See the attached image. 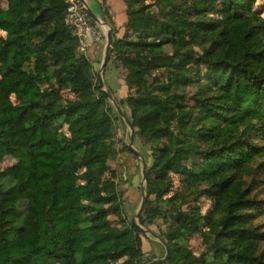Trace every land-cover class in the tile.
I'll list each match as a JSON object with an SVG mask.
<instances>
[{
    "label": "trees",
    "instance_id": "1",
    "mask_svg": "<svg viewBox=\"0 0 264 264\" xmlns=\"http://www.w3.org/2000/svg\"><path fill=\"white\" fill-rule=\"evenodd\" d=\"M67 1L7 0L6 10H0L5 33L0 37V164L15 162L0 169V264H141L139 231L131 224L113 229L108 220L110 210L119 216L105 144L110 110L89 61L78 52V39L64 24ZM122 1L127 22L121 39H114L107 11L103 18L113 27L110 55L120 58L135 95L124 101L132 126L155 147L145 206L151 197L161 201L171 186L169 174L175 173L188 183L206 184L201 194L219 208L215 218L203 217L198 207L173 214L163 241L170 250L167 263L264 264L254 256L255 237L240 215L251 201L234 182L252 162L254 149L233 148L240 126L264 136V19L253 10L258 0ZM190 66L197 72L205 68L204 96L194 109L205 110L203 120L213 130L222 129L216 140L203 129H190L192 139L218 146L202 153L196 143L177 142L170 130L174 111L184 108L169 88L185 84ZM155 70L169 74L167 83L154 81L156 93L145 80ZM191 153L200 155V162L185 166ZM77 177L86 186L81 194L70 183ZM201 223L207 229L204 242L217 246L211 263L178 244Z\"/></svg>",
    "mask_w": 264,
    "mask_h": 264
},
{
    "label": "rangeland",
    "instance_id": "2",
    "mask_svg": "<svg viewBox=\"0 0 264 264\" xmlns=\"http://www.w3.org/2000/svg\"><path fill=\"white\" fill-rule=\"evenodd\" d=\"M190 3L191 2L188 1L187 4H185V8L188 7ZM6 8L7 0H0V10H6ZM253 10L259 12L264 19V5L260 0L253 6ZM101 20L105 24V27L100 28L105 34L108 27H110L113 32V27L107 19L101 17ZM116 34L117 32L115 30L114 39H118ZM0 37H5L3 31H0ZM122 37L123 35L121 38ZM105 47L106 35L101 43V54L96 57V60H90V58L86 57L85 51L81 52L78 50V52L83 54L89 61L91 65L90 74L94 84L99 87V80L101 79L103 82V90L111 97V99L106 98L107 107H109L110 110L109 117L111 121L109 128L110 132L105 140V144L109 148L107 166L110 168L114 178L116 208L119 212V216L115 215L113 210H110L108 220L113 229L119 230L131 224V221L136 217L144 196H146V200L148 199V179L146 178V180H143L142 163L129 149L131 145V130L126 120L132 125L131 108L127 103H124V101L130 97H135V95L129 90L126 84L128 72L126 68L122 66V62L118 55H110V52L107 64L104 69H102ZM167 51H169V49H167ZM195 51L201 52V49L196 48ZM196 68V66L186 68L185 84L183 86L179 85L169 88V93L175 95L174 97L181 101L184 108L181 112L178 110L174 111L170 119V130L177 137V142L180 143V141H182L186 144L196 143L197 153H202L217 149L218 146L212 141L204 143L200 139H192L191 136H188L190 129H203L207 133H211L215 140L221 135L222 129L218 127L213 130L212 124L203 120L205 110L200 108L194 109V107H196L197 98L204 96V90H201L200 87L205 85L202 79L205 68L201 67V72H197ZM167 79H169V74L165 70L151 71L145 78L147 84L153 82L151 90L155 93L157 88H155L156 84L154 81L167 83ZM99 90L101 91L100 87ZM63 96L71 99V95L68 93L63 94ZM162 97H166L165 94H163ZM11 100L14 102V97H12ZM115 106H117L122 113V116ZM209 130L213 132H209ZM137 133L138 131L133 128L134 136L132 146L145 161L147 165L146 172L149 173V180H153V175L149 171L153 163L154 152H152V150L154 151L155 147L144 142ZM61 136L64 138L68 137L66 127L61 129ZM235 139H237V144L233 146L234 150L241 146L254 149L252 162L241 168L239 174L234 178V182H239L238 185H240L241 191H247L246 199L251 201L249 207L247 206L240 215L243 217L242 220L244 219L245 229L250 231L255 237L256 245L253 248L254 256L264 261V212L262 209L264 207V136L263 134L254 132L251 128L240 126ZM162 142L166 143V139L163 138ZM246 148L244 147L242 149ZM241 153L242 150H239L233 154L234 156H240ZM200 158V155L191 153L186 158L185 166L193 162L199 163ZM14 163L13 160L6 159L0 164V169H6ZM108 176L109 175H106L105 178H108ZM169 179L171 183L169 191L161 198V201H156L151 197L149 206H145L149 214L144 215L143 212L141 217L137 220V224L147 232V235L140 234L143 253V261L141 264H152L155 261L165 258L166 249L161 241H164L165 236L173 225L174 213L178 211L184 213L188 212L192 207H198L203 217L210 216L211 218H215L219 215V208L215 207L214 199L201 194L202 190L207 189L206 184L196 185V183H188L186 180H183L180 175L175 173H170ZM70 183L76 193L81 194L86 189L85 183L80 180V177L73 178ZM229 189H235V185L231 186ZM217 231H221V228L217 229ZM205 232H207V229L201 223L197 232L187 234L184 240L179 241L178 244L186 248L194 257L198 259L208 258L211 263L217 246H215L214 242L210 244H207V241L204 242L203 233ZM221 232L224 231L222 230ZM222 238H220V241L226 246H229L227 240ZM221 255H224V253ZM159 264L168 263L166 260L164 263Z\"/></svg>",
    "mask_w": 264,
    "mask_h": 264
},
{
    "label": "built area",
    "instance_id": "3",
    "mask_svg": "<svg viewBox=\"0 0 264 264\" xmlns=\"http://www.w3.org/2000/svg\"><path fill=\"white\" fill-rule=\"evenodd\" d=\"M64 24L78 39V50L81 52H84L88 45L105 39V32L91 20L85 6L79 0L68 1Z\"/></svg>",
    "mask_w": 264,
    "mask_h": 264
},
{
    "label": "crops",
    "instance_id": "4",
    "mask_svg": "<svg viewBox=\"0 0 264 264\" xmlns=\"http://www.w3.org/2000/svg\"><path fill=\"white\" fill-rule=\"evenodd\" d=\"M89 10L99 19L103 17L104 11H107L108 17H110L111 21L114 24V28L117 32L116 36L118 39L124 34L125 25L127 22L126 17V7L122 0H83ZM101 42L88 45L85 50V56L96 60L100 53ZM92 60V61H93Z\"/></svg>",
    "mask_w": 264,
    "mask_h": 264
},
{
    "label": "water",
    "instance_id": "5",
    "mask_svg": "<svg viewBox=\"0 0 264 264\" xmlns=\"http://www.w3.org/2000/svg\"><path fill=\"white\" fill-rule=\"evenodd\" d=\"M86 8V11H87V14L89 15V17L91 18V20L97 24L99 27H105V24L103 23V21L101 19H99L98 17H96L88 8L87 4L83 1V0H79ZM111 33H112V29L110 27H108L107 31H106V47H105V55H104V60H103V63H102V69H104V67L106 66L107 64V61H108V57H109V52H110V49L112 47V39H111ZM99 87L102 91V93L104 94V96L108 99H111V97L107 94L106 91L103 90V82L101 81V79L99 80ZM117 111L120 113V115L122 116V113L119 111V109L117 108V106H115ZM126 123L129 127V129L131 130V145L129 147L130 151L135 155V157H137V159H139L142 163V178L143 180H146L147 178V175H146V170H147V165L145 163V161L142 159L141 155L133 148V127L132 125L129 123L128 120H126ZM145 204H146V196H144L143 200H142V203L140 205V208L136 214V217L131 221V225L137 229L139 231V233L141 235H147V232L144 231L138 224H137V220L141 217L143 211H144V207H145ZM162 244L164 245L165 249H166V256L163 260H159V261H155L153 262L152 264H159V263H164L167 259H168V256H169V248L167 246V244L163 241H161Z\"/></svg>",
    "mask_w": 264,
    "mask_h": 264
}]
</instances>
